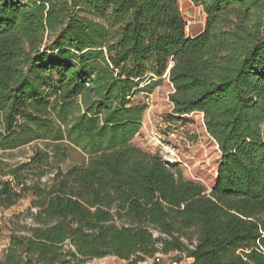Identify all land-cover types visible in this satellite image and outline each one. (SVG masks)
<instances>
[{
    "label": "trees",
    "instance_id": "16d2710c",
    "mask_svg": "<svg viewBox=\"0 0 264 264\" xmlns=\"http://www.w3.org/2000/svg\"><path fill=\"white\" fill-rule=\"evenodd\" d=\"M191 1L206 14L194 35L178 0H0V149L87 154L46 185L47 150L3 172L0 206L30 194L35 210L8 219L0 264H264V0ZM164 78L169 118L201 112L218 145L209 191L131 141L147 105L133 97Z\"/></svg>",
    "mask_w": 264,
    "mask_h": 264
},
{
    "label": "rangeland",
    "instance_id": "374dc122",
    "mask_svg": "<svg viewBox=\"0 0 264 264\" xmlns=\"http://www.w3.org/2000/svg\"><path fill=\"white\" fill-rule=\"evenodd\" d=\"M183 16L189 22L185 32L194 35L203 29V16L197 4L191 0H178ZM205 23V22H204ZM172 85L167 78L154 85L151 92L137 93L133 98H140L147 105L142 117V125L131 141L150 153H158L166 160L176 164L185 179L203 184L207 191L211 189L217 175L221 153L215 140L208 134L201 112H192L181 119L171 120L169 117L171 103L168 94ZM58 122V121H56ZM59 149H55L49 139L37 138L15 148L0 149V180L10 178L4 174L9 167L23 162L35 149L47 150L51 155L46 172L38 181L41 185L50 183L55 167L66 169L72 165H83L87 161L84 143H69L66 139ZM58 158V160H56ZM61 159V161H59ZM26 182H37L35 175L25 174ZM32 196L23 195L10 207L0 206V257L7 242L9 222L13 214H20L19 224L31 223L27 217L28 209L35 210L31 205ZM173 254L162 255L160 263L148 261L147 264H172ZM120 261L114 256L93 258L83 264H118Z\"/></svg>",
    "mask_w": 264,
    "mask_h": 264
},
{
    "label": "built area",
    "instance_id": "2783aa9c",
    "mask_svg": "<svg viewBox=\"0 0 264 264\" xmlns=\"http://www.w3.org/2000/svg\"><path fill=\"white\" fill-rule=\"evenodd\" d=\"M179 8H180V6H179ZM197 8H198L199 12H200V13L202 14V16H203V19H202V20H203V24H204L206 14H205V12H204V10H203V8H202V6H201L200 4H197ZM180 11H181V14L183 15L181 8H180ZM183 17H184V16H183ZM184 20H185V22H186L185 29H187V28H188V25H189V22L186 21L185 18H184ZM169 66H171V62H169L168 67H169ZM168 161H169V160H168ZM169 162H170V161H169ZM157 246L159 247L160 245L157 244ZM190 247H193V245H190ZM105 257H106V256H105ZM162 257H163L162 254H156V255L153 256V257L146 258L145 260L139 262L138 264H147L148 261H151V262H154V263H160ZM102 258H103V257H102ZM119 261H120V260H119ZM120 262H121V261H120ZM189 263H190V260H189L188 258L184 257V256H183V259H182V260H180V261H175V260H174V262H172V264H189Z\"/></svg>",
    "mask_w": 264,
    "mask_h": 264
}]
</instances>
